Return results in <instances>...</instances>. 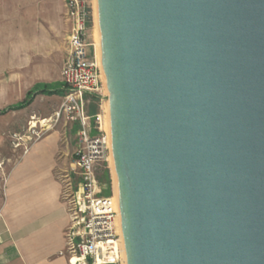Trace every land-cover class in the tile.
<instances>
[{"label":"water","instance_id":"water-1","mask_svg":"<svg viewBox=\"0 0 264 264\" xmlns=\"http://www.w3.org/2000/svg\"><path fill=\"white\" fill-rule=\"evenodd\" d=\"M122 264H264V0H94Z\"/></svg>","mask_w":264,"mask_h":264},{"label":"crops","instance_id":"crops-1","mask_svg":"<svg viewBox=\"0 0 264 264\" xmlns=\"http://www.w3.org/2000/svg\"><path fill=\"white\" fill-rule=\"evenodd\" d=\"M61 12L60 0H0V264H68L57 173L71 170L74 150L58 129L27 153L7 142L28 115L46 118L62 101L64 59L50 58L69 27Z\"/></svg>","mask_w":264,"mask_h":264},{"label":"built area","instance_id":"built-area-1","mask_svg":"<svg viewBox=\"0 0 264 264\" xmlns=\"http://www.w3.org/2000/svg\"><path fill=\"white\" fill-rule=\"evenodd\" d=\"M93 2L64 0V19L69 27L60 70L64 88L60 107L48 120L35 121L32 117L27 127L11 134L10 144L12 149L27 153L59 121L63 134L74 131L76 149L71 170L57 173L60 197L69 218L63 254L68 264H122L112 195H102L97 179L98 170L109 154L107 135L102 128L104 105L98 103L93 115L85 107L89 97L104 104L100 67L88 52Z\"/></svg>","mask_w":264,"mask_h":264},{"label":"rangeland","instance_id":"rangeland-1","mask_svg":"<svg viewBox=\"0 0 264 264\" xmlns=\"http://www.w3.org/2000/svg\"><path fill=\"white\" fill-rule=\"evenodd\" d=\"M61 1V6H62V12H61V17H62V20H63V22L64 23H66L65 22V19H64V0H60ZM67 24V23H66ZM66 34H67V31H66V33H64L63 35H62V37H61V39H60V49H59V51L58 50H56V52H55V55L56 56H53V55H51L50 56V58H51V60H57L58 61V59L60 58L61 60H60V62L61 61H63V59L65 58V38H66ZM89 37H90V46H89V48H88V52H89V55H91L93 58H95V41H94V37H93V22H92V27H91V29H90V32H89ZM43 56H42V60H43ZM56 62V61H55ZM52 63L53 62H51V65H52ZM58 63H59V61H58ZM57 63V64H58ZM52 67V66H51ZM98 103H100L99 104V106L100 105H104L101 101L100 102H98ZM60 104L61 103H58L57 102V105L55 106V108H56V110L55 111H57L58 109H59V107H60ZM55 111H53L52 112V114L51 115H49V116H46V118H40L39 116H37V115H35L34 113H31L30 115H28V117L25 119V121H24V123H23V128H25V127H27V124L30 122V121H32L31 120V118L33 117V119L35 120V121H41V120H43V119H46V120H48L49 118H51L52 117V115L54 114V112ZM54 129H58V130H60V134H61V143L62 144H68L69 145V148H70V152H73V150H75L76 149V139H75V134H74V131L72 132V134H63V124H62V122L61 121H59L52 129H50L49 131H51V130H54ZM48 131V132H49ZM47 132V133H48ZM46 133V134H47ZM12 134V133H11ZM11 134L9 135V137H8V139H7V142H8V145H10V147H11V139H10V136H11ZM64 146V145H63ZM108 156H109V154H108ZM70 158V157H69ZM73 162V161H72ZM106 164V166H107V168H108V170H109V176H110V195H112V194H114V187H113V178H112V169H111V166H110V164H109V161L107 160V162L105 163ZM70 169V168H69ZM103 190H102V187H101V192H102ZM109 195V196H110Z\"/></svg>","mask_w":264,"mask_h":264},{"label":"trees","instance_id":"trees-1","mask_svg":"<svg viewBox=\"0 0 264 264\" xmlns=\"http://www.w3.org/2000/svg\"><path fill=\"white\" fill-rule=\"evenodd\" d=\"M97 108H98V99L94 97H90V104H89L87 113L90 115H93ZM97 179L103 190L102 195L109 196L110 195V176H109V170L106 164H103L100 166L98 173H97Z\"/></svg>","mask_w":264,"mask_h":264},{"label":"bare ground","instance_id":"bare-ground-1","mask_svg":"<svg viewBox=\"0 0 264 264\" xmlns=\"http://www.w3.org/2000/svg\"><path fill=\"white\" fill-rule=\"evenodd\" d=\"M93 39L95 41V60L99 66V59H98V51H97V43H96V23H95V10H94V2H93ZM105 111V108H104ZM102 128L103 130L106 132L107 135V127H106V117H105V112L103 114L102 117ZM107 144H108V138H107ZM108 161H109V156H108ZM110 164V161H109ZM111 166V165H110ZM112 169V168H111ZM112 205L114 210L116 211V207H115V197L114 194H112ZM116 225H117V218H116ZM117 231H118V225H117Z\"/></svg>","mask_w":264,"mask_h":264}]
</instances>
